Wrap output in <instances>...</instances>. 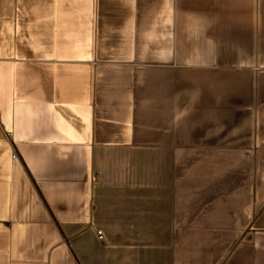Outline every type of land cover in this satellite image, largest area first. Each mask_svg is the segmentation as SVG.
Masks as SVG:
<instances>
[{
  "label": "crops",
  "instance_id": "1",
  "mask_svg": "<svg viewBox=\"0 0 264 264\" xmlns=\"http://www.w3.org/2000/svg\"><path fill=\"white\" fill-rule=\"evenodd\" d=\"M0 264H264V0H0Z\"/></svg>",
  "mask_w": 264,
  "mask_h": 264
},
{
  "label": "built area",
  "instance_id": "2",
  "mask_svg": "<svg viewBox=\"0 0 264 264\" xmlns=\"http://www.w3.org/2000/svg\"><path fill=\"white\" fill-rule=\"evenodd\" d=\"M98 234H99V239H100V240L104 238V237H103V232L100 231Z\"/></svg>",
  "mask_w": 264,
  "mask_h": 264
}]
</instances>
